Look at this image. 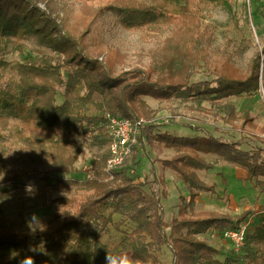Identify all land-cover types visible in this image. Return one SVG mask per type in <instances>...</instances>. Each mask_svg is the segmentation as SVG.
Here are the masks:
<instances>
[{"label":"trees","instance_id":"1","mask_svg":"<svg viewBox=\"0 0 264 264\" xmlns=\"http://www.w3.org/2000/svg\"><path fill=\"white\" fill-rule=\"evenodd\" d=\"M201 4L229 8L230 0H110L107 10L126 30L169 27L161 45L150 51L145 70L116 73L112 61L99 60L103 50L88 51L89 26L80 32L69 29L57 0H0V176L4 177L0 202L25 196L41 199L39 205L45 206L47 189L70 194L58 198L63 210L39 225L25 221L22 229H14L0 219V264H19L25 256L33 257L35 264H105L107 250L126 253L139 264H156L162 246L169 247L170 264H264V219L245 233L237 252H223L201 237L239 229L264 212V204L239 214L195 211L201 191L215 193V185L197 174L213 168L205 155L243 168L245 179L264 194V148H241L240 142L210 133L189 136L159 130L151 121L155 111L144 100L146 96L157 101L180 97L189 101L190 108L232 126L240 118L241 125L264 135V126L257 127L248 111L237 114L233 104L223 101L256 94L260 85L264 89V44L250 58L246 74L231 66L226 45L216 50L225 56L224 67L211 65L213 37L200 18ZM90 12L94 18L104 9ZM10 52L24 56L21 61L7 60ZM202 64L215 78L190 82ZM35 68L49 73L31 83ZM58 88L62 89L60 102ZM108 115L145 119L146 144L173 151L159 162L183 181L189 196H179L176 214L168 223L159 202L165 192L144 190L127 172L136 148L115 170H106ZM85 148L92 151V160L76 170L74 164ZM70 172H84L87 177L60 175ZM26 179L42 182L34 195L25 191ZM126 222L132 225L129 230L121 228ZM112 229L120 236L107 245L103 239Z\"/></svg>","mask_w":264,"mask_h":264},{"label":"rangeland","instance_id":"2","mask_svg":"<svg viewBox=\"0 0 264 264\" xmlns=\"http://www.w3.org/2000/svg\"><path fill=\"white\" fill-rule=\"evenodd\" d=\"M57 2L63 6L60 15L71 31L80 32L89 26L90 32L85 37L88 51L95 54L103 50L105 53L99 56V60L112 61L116 73L134 69L145 70L150 63V51L157 49L169 34V27L165 24L158 30L124 29L118 19L107 10L110 0H57ZM98 7L104 9V13L92 18L93 14L90 11ZM198 12L203 25L209 27L213 37L211 65L222 67L221 63L225 56L220 55L216 50L226 45L225 48L231 56V66L235 71L246 74L250 58L264 44V0H230L229 8L201 4ZM27 45L28 48L33 46L30 42ZM28 48L24 50V53L28 52ZM24 53L10 52L5 55V58L21 61ZM48 73L47 70L35 68L30 76V82L44 79ZM214 78L210 68L202 64L192 73L189 81H212ZM61 92L62 89L58 88L57 102L61 101ZM144 100L155 111L151 121L159 130H167L176 135L210 133L221 136L225 141L240 142L241 148H264V135L258 130L248 128L247 125H241L240 118L232 126L220 117L190 108L189 101H184L180 97L157 101L146 96ZM223 101L233 104L237 114L248 111L257 127L264 126L262 85L256 94L231 96ZM203 106L209 108L206 102ZM136 149L137 155L134 160L127 157L129 158L127 172L133 176L135 182L142 184L144 190L165 192V195H160L159 202L163 220L168 223L176 214L179 196H189V190L183 181L177 178L173 170L162 168L159 162V159L170 157L173 151L166 148H151L145 140H141ZM205 157L212 161L213 168L197 171V174L207 184L215 185V193L201 191L195 200V211L210 210L223 214H239L246 209L256 208L258 204H264V194H260L252 183L245 179L246 172L243 168L213 155L208 154ZM91 160L92 151L85 148L74 167L76 170L86 168ZM242 169L245 172L243 177L239 174ZM60 175L79 179L87 177L84 172ZM29 183L35 188H39L42 184L35 179H26L25 184ZM63 196L70 197V194L63 189H47L43 195L45 206L39 205L41 199L35 201L25 196H15L7 202H0V219L5 220L6 224L14 229H22L24 222L33 221L35 216L36 219L33 222L39 225L63 210L58 201V198ZM261 213H257L243 224L246 232H251L264 219V213ZM114 217L115 220L119 219L118 215ZM131 226L129 222H126L121 228L129 230ZM165 230L167 232L168 228ZM119 236L120 232L112 229L103 241L107 245H112ZM201 237H205L210 244L219 247L223 252L233 250L231 243L219 236L213 237L206 234ZM157 254L159 262L156 264H170L171 252L168 246H162ZM222 256L223 253L220 258Z\"/></svg>","mask_w":264,"mask_h":264},{"label":"built area","instance_id":"3","mask_svg":"<svg viewBox=\"0 0 264 264\" xmlns=\"http://www.w3.org/2000/svg\"><path fill=\"white\" fill-rule=\"evenodd\" d=\"M108 151L109 157L106 161V170L112 172L125 158L129 157L133 148L138 147L143 139L142 128L146 121L143 118H125L108 115ZM245 226L241 225L239 229H226L219 236L224 241H229L234 251H239L245 239Z\"/></svg>","mask_w":264,"mask_h":264},{"label":"clouds","instance_id":"4","mask_svg":"<svg viewBox=\"0 0 264 264\" xmlns=\"http://www.w3.org/2000/svg\"><path fill=\"white\" fill-rule=\"evenodd\" d=\"M3 179H4L3 175L0 176V181H3ZM25 191L30 195H34L35 193L34 185L31 183L26 184ZM35 219L36 217L33 216V221H35ZM32 250L34 251V249ZM19 264H35V261L33 257L25 256L20 260ZM105 264H139V262L129 257V255L126 253L110 254L107 250L105 255Z\"/></svg>","mask_w":264,"mask_h":264},{"label":"crops","instance_id":"5","mask_svg":"<svg viewBox=\"0 0 264 264\" xmlns=\"http://www.w3.org/2000/svg\"><path fill=\"white\" fill-rule=\"evenodd\" d=\"M201 134V133H200ZM196 135H199V134H196ZM189 136H194V135H189ZM235 167V166H234ZM199 173V172H198ZM244 170L242 169L241 171H240V175L243 177L244 176ZM264 212H262L261 214H263ZM259 215V214H258ZM249 224V223H248Z\"/></svg>","mask_w":264,"mask_h":264}]
</instances>
